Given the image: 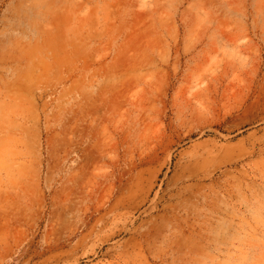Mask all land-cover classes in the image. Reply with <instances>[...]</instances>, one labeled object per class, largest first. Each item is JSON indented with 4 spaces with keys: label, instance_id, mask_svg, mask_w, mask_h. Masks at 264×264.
Returning a JSON list of instances; mask_svg holds the SVG:
<instances>
[{
    "label": "rangeland",
    "instance_id": "374dc122",
    "mask_svg": "<svg viewBox=\"0 0 264 264\" xmlns=\"http://www.w3.org/2000/svg\"><path fill=\"white\" fill-rule=\"evenodd\" d=\"M0 264H264V0H0Z\"/></svg>",
    "mask_w": 264,
    "mask_h": 264
}]
</instances>
